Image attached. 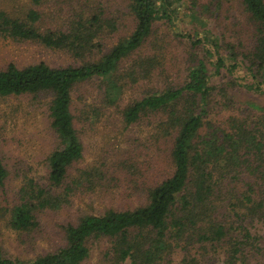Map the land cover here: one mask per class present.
<instances>
[{"label":"trees","instance_id":"1","mask_svg":"<svg viewBox=\"0 0 264 264\" xmlns=\"http://www.w3.org/2000/svg\"><path fill=\"white\" fill-rule=\"evenodd\" d=\"M231 1L129 0L134 25L106 51L101 38L115 31L116 24L101 12L78 16L65 30L39 31L35 9L29 8L23 18L0 9L1 37L34 40L80 60L56 67L43 61L21 67L8 62L0 69V99L49 95L47 116L58 143L46 156V184L28 177L20 186V200L9 210L8 223L14 230H30L37 224L36 211L57 209L75 188L94 190L95 183L105 180L103 171L86 167L63 185L68 168L82 157L71 93L83 82L100 79L102 101L113 105L126 79L135 81L134 69L117 73L118 66L139 50L155 21L173 25L178 18L192 23V33L176 35L199 47L214 72L223 69L232 75L224 86L212 84L200 58L182 84L149 93L121 111L125 124L145 112H163L155 130L160 138H171L172 172L146 188L144 204L83 214L63 226L64 244L55 251L30 260L9 258L0 251V264H79L89 254V241L100 237L110 241L109 264H206L208 258V264L213 259L214 264H264V107L247 103L254 112L226 114L230 108L226 90L239 86L264 92V0H235L250 27L246 45L238 40V46L205 29L203 23L207 14L214 15ZM32 2L37 5L40 0ZM149 58L142 55L134 60L144 72L142 77L149 74L145 67L149 61L139 62ZM215 88L223 101L214 99L211 107L223 109L225 116L212 122L207 115ZM5 177L0 160V186ZM224 205L236 209L231 211L237 213L239 224L226 225L216 216Z\"/></svg>","mask_w":264,"mask_h":264},{"label":"rangeland","instance_id":"2","mask_svg":"<svg viewBox=\"0 0 264 264\" xmlns=\"http://www.w3.org/2000/svg\"><path fill=\"white\" fill-rule=\"evenodd\" d=\"M128 4L129 0H40L37 5L32 0H0V9L17 18H23L29 8L35 9L39 14L35 24L39 31L65 30L78 16L101 12L116 24L115 31L101 38L102 51H106L119 37L126 36L134 25ZM178 11L182 12L183 8ZM203 23L205 29L225 41H233L237 46L238 40L244 45L247 43L250 27L244 23L241 8L235 0L223 4L214 15L207 14ZM192 26V23L186 24L178 18L173 25L162 20L155 21L139 50L119 64L117 73L134 69L135 81L126 79L113 105L103 103L100 79L83 82L72 91L71 110L82 144V157L68 168L63 185L80 168L86 167L103 171L105 180L95 183L94 190L82 186L75 188L68 202L57 209L36 211L37 224L30 230L12 229L8 223L9 210L19 202L20 186L26 178L46 184V156L58 146L47 116L50 97L40 93L35 98L19 95L0 99V160L6 170V177L0 186V251L4 256L30 260L55 251L64 244L63 226L66 223H75L83 214H99L107 208L122 210L142 205L146 201V188L170 175L172 164L168 154L171 138H160L155 130V125L164 119L163 112H145L135 122L125 124L121 111L149 93L182 84L190 66L200 58L206 62L212 84L224 86L231 78L232 75L224 73L223 69L214 72L208 57L202 54L199 47H191L186 38L176 35L178 32L192 33ZM142 55L150 57L139 62L149 61V65H145L146 70L150 68L146 77H142L144 72L134 62L137 56ZM38 61L56 67L74 65L80 60L66 51L46 48L34 40L0 36V69L8 62L21 67ZM217 89L211 94L212 102L207 115L210 121L225 116L220 112H224L223 109L216 105L211 107L214 99L223 101ZM226 91L230 98L226 114L244 116L254 112L247 103L264 107V92L249 91L239 86ZM233 188L235 190V183ZM231 210L224 205L217 209L216 216L226 225L236 226L239 224L237 213H233L236 209ZM88 247V256L79 264H109L111 250L107 238L91 239ZM209 263L214 264V259ZM123 264L128 263L125 261Z\"/></svg>","mask_w":264,"mask_h":264}]
</instances>
